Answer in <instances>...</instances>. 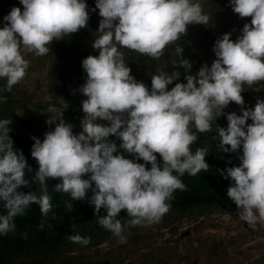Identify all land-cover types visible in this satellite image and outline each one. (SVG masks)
Returning <instances> with one entry per match:
<instances>
[{
	"label": "clouds",
	"instance_id": "obj_1",
	"mask_svg": "<svg viewBox=\"0 0 264 264\" xmlns=\"http://www.w3.org/2000/svg\"><path fill=\"white\" fill-rule=\"evenodd\" d=\"M19 3L23 9L13 6L0 27V80L4 81L0 102L7 100L3 93L26 74L29 61L23 52L45 55L54 39L77 32L89 19L86 0ZM228 3L240 17L250 16V23L243 25L235 42L231 33L217 38L211 65H202L195 76L185 75L186 83L177 82L168 90L181 75L176 65L186 73L192 67L182 58V47L175 49L171 73L161 70L151 75L150 89L130 74L120 49L159 58L166 45L186 33L187 25L209 24L200 0H95L92 11L99 10L100 35L91 46L98 55L82 60L86 80L78 90L86 99L81 101V131L74 133L73 125L62 119L64 103L49 106L59 117L47 121L54 129L46 131L42 141L31 137V156L38 164L33 178L44 189L39 195L18 190L29 185L25 170L32 169L22 150L13 147L10 119H0V206L6 210L0 214V235L15 230L14 217L23 215L31 203L39 205V227H45L43 217L53 207L45 181L60 178L55 190L69 193L73 200H84L91 189L88 203L94 206V215L104 210L96 215V223L125 242L126 225L160 222L171 207L173 193L186 188L180 176L209 168L208 150L192 151L190 146L198 133L212 131L221 115H226L227 127L215 126L217 147L225 153L240 150L239 166L222 172L230 180L227 197L248 228L264 227V99L258 98L253 107H241L240 115L224 113L230 102L244 105L243 85L264 81V0ZM249 119L252 122L246 124ZM109 136H115L119 145ZM121 210L126 217L119 216ZM67 239L81 245L90 242L79 233Z\"/></svg>",
	"mask_w": 264,
	"mask_h": 264
},
{
	"label": "trees",
	"instance_id": "obj_2",
	"mask_svg": "<svg viewBox=\"0 0 264 264\" xmlns=\"http://www.w3.org/2000/svg\"><path fill=\"white\" fill-rule=\"evenodd\" d=\"M200 2L202 9H206L207 6L213 9L216 5H225L227 12L222 14V16L213 14L214 17H210L209 24H196L197 28L216 25L219 35L222 36V34L229 31L232 33V30L242 29L245 23H250L251 21L250 16L243 17L240 18V25H235L233 22L238 19V15L233 14L228 0H200ZM86 5L89 11V19L86 26L75 33L69 34L67 37L52 41L56 55L53 58L51 74L53 77L55 75L58 80L53 78L55 82L51 86L62 98V102L58 107L64 103L67 104V108L63 111L62 119L73 125L74 133L81 131L80 120L84 115L81 110V101L86 99L78 90L86 80V73L82 68V60L89 55H98V50L93 49L91 45L94 38L100 35L97 32L101 19L98 15L99 10L95 9V11H92L95 8V0H86ZM13 6L23 9L19 0H0V16L6 15ZM231 26L233 28H230ZM194 28V24L187 25L186 33L182 34L176 41L166 45L163 55L159 58L153 59L134 50L121 48L120 51L123 52L124 59L131 69L130 74L150 89L151 75L153 73L161 70L171 73V70H173L174 65L171 61L174 63L177 59L175 51L177 46L184 49L182 58L188 59L192 67L186 73L182 67L176 65V70L181 75L178 80H174L172 84L167 86L168 90L177 82L186 83L185 75L191 74L195 76L202 65L207 64L210 66L212 61H205V54L194 52L196 49L193 46L197 36L193 31ZM211 44L210 47H213L214 43ZM3 83L4 81L0 80V85H3ZM243 89L244 91L241 92V95L244 98V105L230 102L224 109L225 114L236 112L240 115L241 107H248V105L253 107L258 98L264 99V81H258V83H254L251 86L243 85ZM13 94V87L10 92L3 93L7 100L0 102V117L2 110L6 109L9 113L7 119H10V124L8 125L10 132L8 135L13 140V147L16 150H22L27 164L32 169L31 173L27 169L25 170L29 185L20 186L18 190L25 193L34 191L39 195L44 189L33 178L35 171L38 169V164L35 158L31 156V146L34 143L31 137L36 136L42 141L44 135L36 121L27 119L18 112ZM248 99L255 101L253 104H249L247 103ZM58 119L59 117L55 115V120ZM251 122L249 119L246 124ZM216 125L226 128V115L216 118L212 131L198 133L197 139L190 146L192 151H195L196 148H206L208 150L205 161L209 168L201 170L194 176H190L187 173L180 176L186 188L184 190L178 189L173 193V199L170 201L171 207L159 223L151 226L126 225L124 235H129L130 238L127 244L123 246L124 251L121 254L113 250L103 258H98L100 260L88 258L86 257L87 255L75 257L68 255L77 248L91 249L113 235L96 223V215H103L104 210L101 209L99 213L94 215V206L88 203V197L92 194L91 189L86 193L84 200H73L69 193L55 190V185L61 182L60 178H47L45 181L46 190L51 197L50 202L53 207L48 215L43 217L45 227H39L42 219L39 205L31 203L23 215L14 217L15 230L6 235H0V264H74V260H76V264H90L102 261H108L109 264H228V259L225 260L228 254L225 252V248H222V241L209 243L210 239L207 241L206 238H194L189 241L190 245L188 247L180 249L177 242L174 245H156L153 238L154 230L180 222L187 215H196L198 218L200 216L209 217L210 211L214 210H220L225 213L237 211L236 205L226 194L230 180L223 178L222 172L226 167L239 166L240 161L237 159V155L240 150L225 153L217 147L219 137L215 131ZM54 126L53 124L47 127L46 131L54 129ZM213 136L217 138L213 140ZM109 140H115L117 146L120 143L115 136H109ZM156 155L159 160V154L157 153ZM137 162L144 163L142 160ZM146 167H150V165L146 164ZM84 178H87V174H85ZM5 211L0 206V214H4ZM119 216L126 217L125 211L121 210ZM72 225L75 227H72ZM135 232L138 233L135 234ZM75 233L89 237V244L81 245L67 239L68 235ZM194 242H200V244L196 247ZM202 255L207 257V260L204 261L205 263H202ZM125 257L128 259L126 260ZM67 259H71V262H68ZM249 264H264V258L256 259Z\"/></svg>",
	"mask_w": 264,
	"mask_h": 264
},
{
	"label": "rangeland",
	"instance_id": "obj_3",
	"mask_svg": "<svg viewBox=\"0 0 264 264\" xmlns=\"http://www.w3.org/2000/svg\"><path fill=\"white\" fill-rule=\"evenodd\" d=\"M203 11L211 15L209 17H214L213 14L222 16V14L227 12V9L225 5H216L213 9L207 6L206 9L203 8ZM233 14L238 15V19L233 23L240 25V18L243 17H240L239 14L234 12ZM3 17L2 15L0 16V27H3L5 23ZM194 25L195 28L193 31L197 34L193 46L196 49L194 52L205 54V61H213L215 55L212 51L213 47L210 46L217 38L221 37L217 26L208 25L204 28H197L196 24ZM230 28L233 27L231 26ZM240 30L241 28L232 30V33L229 31L228 33H231L230 39L235 42L237 36L241 34L239 32ZM49 48V52L41 56L23 52L24 58L29 61V64L24 78L13 86V98L15 105L18 107V112L27 119L36 121L42 129L43 135L46 132V128L53 125L47 121L49 118L55 119L56 115V113L48 110L49 106L55 105L58 107L62 102V98L51 86L55 82L54 79H58H56L55 75L53 77L51 74L53 58L56 55L52 42ZM171 62L174 64L173 61ZM254 101L248 99L247 103L253 104ZM8 115L9 113L4 109L2 110L0 118L4 117L3 119H7ZM153 234L156 245H174L177 242L180 249L188 247L190 245L189 241L194 238H206L207 241L210 239L211 241L209 243L212 241H222V248H225V252L228 254V257L225 258V260L228 259V264H249L256 259L264 258V239L260 238L264 237V227H259L258 230L248 228L246 222L238 219L237 211L225 213L220 210H214L210 211L209 217L200 216L198 218L196 215H187L180 222L178 221L172 225L154 230ZM125 236V242H121L118 238L112 236L91 249L77 248L78 250L74 249L68 255L72 257L87 255L86 257L88 258L100 260L98 258H103L113 250L121 254L124 251L123 246L127 244L130 238L129 235ZM199 244L200 242H194V246L196 247ZM125 258L126 260L128 259L127 257ZM201 260L202 263H205L204 261L207 260V257L202 255ZM67 261L71 262V259H67ZM74 264H76V260H74Z\"/></svg>",
	"mask_w": 264,
	"mask_h": 264
},
{
	"label": "water",
	"instance_id": "obj_4",
	"mask_svg": "<svg viewBox=\"0 0 264 264\" xmlns=\"http://www.w3.org/2000/svg\"><path fill=\"white\" fill-rule=\"evenodd\" d=\"M90 264H109V262L108 261H105V262H93V263H90Z\"/></svg>",
	"mask_w": 264,
	"mask_h": 264
}]
</instances>
